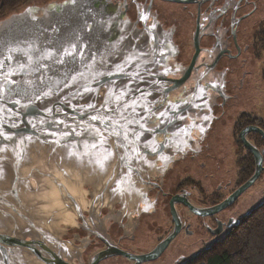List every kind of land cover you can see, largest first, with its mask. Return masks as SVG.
Returning a JSON list of instances; mask_svg holds the SVG:
<instances>
[{"label": "water", "instance_id": "water-1", "mask_svg": "<svg viewBox=\"0 0 264 264\" xmlns=\"http://www.w3.org/2000/svg\"><path fill=\"white\" fill-rule=\"evenodd\" d=\"M89 7L97 16L110 18V26L92 33L83 30L81 25L85 19L89 21V27L92 26L91 16L87 13ZM113 10L108 0H87V3L85 0H76L75 4L72 0H64L42 9L27 7L0 20V60L4 61L0 83L5 74L15 72L16 75L11 76L15 82L11 87L27 90L26 94L21 95L8 93L6 85V95L0 97V126L14 137L13 141L0 140V147L6 146V151H0V264H18L21 261L28 264V253L33 260L39 259L41 264H67L62 259V256L67 257V247L61 241L63 232L59 226L66 225L68 219L80 214L81 204L78 202H82L86 193L83 188L90 186L97 193L103 192L112 197L129 196L136 187L142 186L147 171L152 168L145 156L155 147L157 131L172 128L174 120L186 111L185 106H179L176 111L168 103L165 109L160 108L190 72L188 69L180 80H170L169 76L175 71L172 70L174 51L169 36L159 27L151 32L147 30L148 27L138 29L124 18L122 5H119L115 13ZM77 34L80 36L79 41L76 40ZM151 36L155 39H150ZM85 42L86 47L83 46ZM72 43L77 44L78 50H83L84 63H80L79 56L76 61L64 65L39 59L43 52L70 48ZM9 49H17L11 53V61L7 60ZM25 53L32 57L31 61ZM132 54L138 59L131 65L124 63ZM41 64L45 67L41 68ZM117 64L123 66L124 74L118 72ZM109 70L115 74H110ZM78 72H83L85 79L79 80L72 87H61L49 97H44L40 91H49L48 77L55 82L51 84L55 89L62 83L66 73L71 75ZM96 72L101 75H95ZM137 72L140 73L139 77L135 75ZM41 78L44 79L43 84ZM80 85L91 87L92 91L83 96H74ZM121 89L128 91V102L135 99L152 109L151 113L137 109L140 115L147 117L141 121L144 129L135 123L129 125L142 133L140 139L135 145L127 142L128 148L125 149L118 146L115 137L104 131L107 138L105 146L113 153L108 160L103 161L102 149L100 154H90L80 159L69 156V151H82L81 145L91 140V137L75 134L62 140L60 137L73 129L81 132L90 124H96L103 131V125L91 120L92 115L119 117L115 113H102L87 106L91 103L97 110H101L110 92L119 93ZM17 100L19 104L15 103ZM108 106L118 107L112 102ZM48 109L52 111L48 112ZM157 113L160 115L157 116ZM128 115L131 116L130 113ZM157 119L161 126L156 128L154 121ZM53 121H64V124ZM253 130L264 139L261 130ZM50 132L56 135H47ZM28 137H31V141ZM21 139H24L23 144H20ZM241 139L256 159L253 175L215 207L202 210L188 205L194 214L209 216L225 209L259 177L262 171L260 154L245 141L243 135ZM45 140L48 142H42ZM57 140L60 142H53ZM133 147L137 149L138 156L132 153ZM121 157L131 159V173ZM97 159L102 160L103 168L95 162ZM121 180L124 183L117 188V182ZM112 185H116V191L108 190ZM173 220V229L151 252L140 256H131L121 251L117 254L129 257L135 264L157 259L179 231L174 213ZM111 255L108 248L95 255L90 264H96Z\"/></svg>", "mask_w": 264, "mask_h": 264}, {"label": "flooded vegetation", "instance_id": "flooded-vegetation-1", "mask_svg": "<svg viewBox=\"0 0 264 264\" xmlns=\"http://www.w3.org/2000/svg\"><path fill=\"white\" fill-rule=\"evenodd\" d=\"M108 3L113 13L122 5L124 18L138 29L156 23L169 36L175 71L170 80H180L188 69L190 72L160 108H187L172 128L157 129L154 140L158 151L150 149L145 156L153 170L147 171L142 186L133 193L112 197L90 186L83 188L87 194L78 202L80 214L59 226L67 247V257L62 259L67 264H90L95 255L109 248L112 255L96 264H135L117 253L140 256L151 252L173 229L174 213L179 231L157 259L140 264H192L264 203V190L259 202L257 193L252 192L255 184H264V139L253 130L264 133V0ZM141 11L148 13L146 24L139 19ZM199 88L206 89L203 95L208 106L189 107L185 101L203 103L196 99ZM159 126L157 119L154 127ZM200 126L205 131L201 132ZM184 128L190 135L178 137L177 132ZM226 135L231 136L227 149L234 158L229 169L223 168ZM241 135L260 154L259 177L225 209L209 216L194 214L188 205L202 210L215 207L253 175L256 159L243 145ZM114 188L116 185L108 190ZM194 238L200 249L192 257L182 256L193 247ZM30 258L28 253V264L40 263Z\"/></svg>", "mask_w": 264, "mask_h": 264}, {"label": "snow or ice", "instance_id": "snow-or-ice-1", "mask_svg": "<svg viewBox=\"0 0 264 264\" xmlns=\"http://www.w3.org/2000/svg\"><path fill=\"white\" fill-rule=\"evenodd\" d=\"M85 2L87 3V0H85ZM72 3L75 4L76 0H72ZM87 13L91 16V23L92 26L89 27V21L87 19L84 20L83 24L81 25V28L83 30H85L86 32L92 33L95 32L97 30H103L105 28H108L109 25V19H105L102 16H97V14L93 13V10L91 7H89L87 9ZM148 13L141 11L139 13V19L143 22H145V24L147 23L148 20ZM127 23V22H125ZM157 27L156 23L151 24L150 26H148V31L151 32L152 30H154ZM121 31H123L121 29ZM150 39L154 40L155 37L151 36ZM76 40L79 41L80 40V36L79 34H77L76 36ZM84 47L87 46V42L84 43L83 45ZM17 51V49H9V55L7 56V60L11 61L13 59V56L11 55L12 52ZM163 55V53H161ZM25 55L28 56V60L31 61L32 57L30 55H28L27 53H25ZM81 57L80 63H84V52L83 50H78L77 48V44L76 43H72L70 48H61L60 50H58L57 52H43L40 56L39 59L41 60H50L53 64H59V65H64L67 63H71L76 61L77 57ZM135 59H138V57H135L134 54L129 55L124 63L126 64H133L135 62ZM88 65H86L87 67ZM21 67H23V65H21ZM41 68L45 67V65L41 64L40 65ZM116 68L118 70L119 73L124 74V68L122 65L117 64ZM4 70V61L0 60V72H3ZM110 74H115V73H111V70H109ZM16 75L15 72H8L7 74H5L3 76V82L0 83V97H3L6 95L5 93V87L6 85L7 87V92L8 93H16L18 95L21 94H26L27 90L21 91L18 88H14L11 87L12 84H14L15 82L13 80H11V76ZM95 75H101V73L96 72ZM135 75L137 77L140 76V73L137 72L135 73ZM85 79L84 77V73L83 72H78V74H65L64 80L62 81L61 84H58L57 87L54 89L51 87L52 83H55L54 81H52L51 77H48V87H49V91H43V89H41L40 91L42 92L44 97H49L51 96L53 91H57L59 90L61 87H72L73 84L78 83L79 80H83ZM68 81H71L72 83H68ZM41 83H44V79L41 78ZM213 87H217V85H213ZM92 91L91 87L85 86V85H80V87L77 89V91L75 92L74 96H83L85 93H90ZM206 89L205 88H199L198 92L199 94L196 96L197 100H201L203 101V103L201 104H193L191 101H185V104H190L192 107L194 108H201V107H207V102L204 100V93H205ZM150 94V93H149ZM128 97V91L125 89H121L119 91V93L116 92H110L109 96L106 98L105 100V104L101 106V110H97L96 106L94 104H88V108L102 112V113H115L116 116H118L119 118H113L112 116H105L103 114L100 115H92L91 116V120L92 121H98L99 124L104 126L103 131L101 130L100 127H97L96 124H90L87 128H85L83 131L81 132H76L75 129H73L71 132L69 133H65L63 134L60 139H66L67 136L69 135H79L81 137L83 136H90L91 140H89L88 142L84 143L83 145H81L82 147V151H69L68 155L69 156H76L77 159L82 158L83 156H88V155H97L100 154V150H103V154H102V159L103 161L108 160L113 153L108 151L106 145V140L107 138L104 136L103 132L106 131L108 132L109 136L111 137H115L118 141V146L120 147H124L125 149L128 148V143L127 142H131L133 145H135L136 141H138L140 139V136L142 135V133L137 132L135 129L130 128L129 125L132 124H137L139 126L140 129H144V123H141V121L146 120L147 117H144L142 115H140L137 112V109H141L143 111H146L148 113L152 112L151 108L146 107L145 105L139 103L138 100H131L130 102L127 101ZM39 98V97H37ZM74 98V97H73ZM115 103L116 105H118V107H109V103ZM15 103L19 104L20 101L17 100L15 101ZM48 112H51L52 109H48ZM131 114L128 115V114ZM164 113H161V116H163ZM204 120H208L209 117L208 116H204L203 117ZM171 123V121H169ZM41 123H43V121H41ZM53 123H57V124H64V121H53ZM13 127H15V125H12ZM193 127H196V123L195 121H193ZM33 127H35V125H33ZM200 131L203 132L205 131L203 126H200ZM181 134H183V136H188L190 135V133L188 132V129L184 128V129H180L177 132V136H181ZM47 135H52L55 136L56 133L55 132H50L47 133ZM29 141H31V137L27 138ZM37 139H39V137H37ZM0 140L2 141H13L14 137L13 135H10L8 133H6L5 131L2 130V126H0ZM42 142H48L47 140L42 141ZM54 143H59L60 141H53ZM181 143H186V140L181 139L180 140ZM24 143V139L20 140V144ZM95 150V152L93 151ZM0 151H6V146L5 147H0ZM132 153H135L137 156L139 155V153L137 152V149L135 147H133L131 149ZM151 151L156 152L158 151L157 147H152ZM18 156L21 155V153H17ZM122 160H125V163L128 167V171L129 173H131L132 169H131V159H128L126 157H121ZM164 159H167L166 157ZM96 163H98L100 165L101 168H103V162L101 159H97L95 161ZM124 183L123 180L118 181L117 182V188H120L122 186V184ZM117 189H113V191H116ZM147 210V209H145Z\"/></svg>", "mask_w": 264, "mask_h": 264}, {"label": "trees", "instance_id": "trees-1", "mask_svg": "<svg viewBox=\"0 0 264 264\" xmlns=\"http://www.w3.org/2000/svg\"><path fill=\"white\" fill-rule=\"evenodd\" d=\"M32 0H0V16ZM196 261L200 264H264V203Z\"/></svg>", "mask_w": 264, "mask_h": 264}, {"label": "rangeland", "instance_id": "rangeland-1", "mask_svg": "<svg viewBox=\"0 0 264 264\" xmlns=\"http://www.w3.org/2000/svg\"><path fill=\"white\" fill-rule=\"evenodd\" d=\"M63 1L64 0H32L29 3L25 4L23 7L18 8L17 10H14L11 13L22 11V10H24L27 7H38V8H41L42 9V8H46L47 6H51V5L55 4V3H61ZM8 15L9 14H7V15H5L3 17H6ZM3 17L0 16V20ZM230 142H231V136L230 135H226L223 138V145H225L224 147L226 148V159L223 160V168L226 167V169L227 168L228 169L230 168V166L232 165V162L234 160L233 155H232V152H229L228 149H227L230 146ZM219 155H222L221 152H219ZM221 174H220V176H221ZM263 190H264V184L262 183V181H260L257 184H255L254 185V188L252 189V192L254 191L255 194L257 193V196H258L257 197V201L258 202L261 201L262 193H264ZM193 242L194 243H193V247L192 248L187 249V250H184L182 253L180 252L182 256L192 257L196 253V251L198 249H200V248H197L199 246V243H197L195 241V238H194V241ZM200 263H201L200 261H193L192 264H200Z\"/></svg>", "mask_w": 264, "mask_h": 264}]
</instances>
